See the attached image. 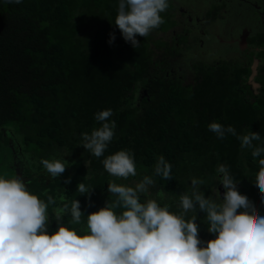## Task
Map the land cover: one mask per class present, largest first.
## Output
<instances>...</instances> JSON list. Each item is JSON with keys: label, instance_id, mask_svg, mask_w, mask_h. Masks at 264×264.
Listing matches in <instances>:
<instances>
[{"label": "trees", "instance_id": "1", "mask_svg": "<svg viewBox=\"0 0 264 264\" xmlns=\"http://www.w3.org/2000/svg\"><path fill=\"white\" fill-rule=\"evenodd\" d=\"M211 7L202 28L224 21L225 3ZM116 10L117 0H0V149L13 144L15 155L27 161V190L46 203L49 195L54 198L47 207L48 231L57 228L52 208L57 204L70 208L73 199L79 200L80 224H69L67 211L62 222L80 228L101 203L116 200L107 183L123 184V179L108 174L100 163L103 156L81 145L82 135L99 127L94 113L108 108L116 128L104 155L131 150L137 176L128 182L150 175L162 155L171 165L170 177H156L152 193L165 191V199L158 200L172 204L169 211L179 209L167 197L190 193L192 178L204 181L200 188L206 197L222 199L216 167L224 164L237 190L264 215L255 184L260 158L241 149L235 136L220 139L207 128L217 121L264 138V68L252 67L255 55L264 60V31L246 41L250 64L245 66L239 59L199 55L209 32L176 11L171 0L161 13L163 23L147 37L137 36L136 48L113 24ZM216 32L222 39L226 35L225 29ZM110 34L115 36L111 44ZM252 77L259 91L250 84ZM42 158L65 159L68 167L52 178ZM80 182L90 193L76 190ZM57 187L66 190L63 201L54 197ZM196 216L198 237L214 238L205 214L197 210Z\"/></svg>", "mask_w": 264, "mask_h": 264}, {"label": "clouds", "instance_id": "2", "mask_svg": "<svg viewBox=\"0 0 264 264\" xmlns=\"http://www.w3.org/2000/svg\"><path fill=\"white\" fill-rule=\"evenodd\" d=\"M21 3V0H5ZM169 0H117L114 25L125 42L136 48L139 37H147L163 23V13ZM115 39L110 34L109 44ZM112 109L94 113L99 127L82 135L81 145L103 159V169L114 177L127 180L136 177V162L131 150L120 149L104 155L113 139L116 124L108 119ZM207 128L217 138L231 134L240 142L241 149L259 157V172L255 178L256 190L264 206V138L258 132L238 133L232 125L217 121ZM40 163L52 178L64 173L65 159H41ZM171 165L161 155L157 157L150 175L145 174L132 184L107 183L108 192L116 200L86 216L80 227H67L62 222L65 212L69 224L79 225V200L73 199L70 208L61 204L53 209L57 228L48 231L49 195L47 203L30 193L19 178H5L0 174V264H264V215L257 212L248 198L237 190V180L228 167L220 164L218 183L223 187V198L206 197L200 185L202 179H191L190 193L168 196L179 209L169 211L170 203L161 204L165 191L155 194L151 189L156 177L169 179ZM66 178L64 183H68ZM81 193H90L83 182L76 186ZM215 192L217 190L215 189ZM59 199L63 201L64 196ZM119 207L120 212L114 211ZM205 214L207 232L214 238L202 241L198 237L196 211ZM191 213V215H188Z\"/></svg>", "mask_w": 264, "mask_h": 264}, {"label": "rangeland", "instance_id": "3", "mask_svg": "<svg viewBox=\"0 0 264 264\" xmlns=\"http://www.w3.org/2000/svg\"><path fill=\"white\" fill-rule=\"evenodd\" d=\"M223 0H210L208 1V8H210L208 11H212V5L213 3H220ZM181 2V1H180ZM179 2V3H180ZM211 3V4H210ZM226 10L224 9V21L223 23H216L215 25L212 24L209 26V28H202V30L208 31L209 35L207 37V41L210 45V47L213 49V51L221 53V52H230V51H236V50H242V47L240 48V45L236 44H230L231 47H228L229 42L226 40L231 41L232 37H236V33L240 34L241 30L250 31L256 30V32L264 31V10H258L261 5H264V0H253L252 6L245 7L246 5L242 0H226L225 1ZM207 11V10H206ZM207 11V13H208ZM220 18V17H219ZM206 20V19H201ZM253 23L255 25H253ZM253 25V26H252ZM248 26V28H247ZM227 27H230L233 29L234 27H239L241 30L239 32L232 30V35H229L231 32L228 31L226 35H224L223 39L228 44H223L224 41H220V36H217L216 30L220 28L221 30L226 29ZM218 33V32H217ZM246 55V54H244ZM16 148L13 144L2 146L0 149V174H4L5 178H16L19 177L20 179H23L25 185L28 182V178L24 175V168L26 166V159L21 155H15ZM19 154H21L20 150L18 151ZM123 184H132L134 180L127 181L122 180ZM219 186V184L216 186V188ZM217 190V189H216ZM63 191H66L65 189H61L60 187H57L54 197H58L60 195H64ZM153 192V188L151 189V193ZM217 193V192H216ZM153 194V193H152ZM57 198V201L60 199ZM105 204L101 203L100 208L104 207ZM56 207H60L59 204L52 207L53 209Z\"/></svg>", "mask_w": 264, "mask_h": 264}, {"label": "flooded vegetation", "instance_id": "4", "mask_svg": "<svg viewBox=\"0 0 264 264\" xmlns=\"http://www.w3.org/2000/svg\"><path fill=\"white\" fill-rule=\"evenodd\" d=\"M171 1H172V3H174L176 5V9H177L176 11L184 12L186 15H189V18L191 19V21H195L194 24L196 25V27L198 29L202 28L201 25L203 23L202 22L203 20H201V19H205L206 15H207V11L210 9V8H208V5H209L208 1H210V0H171ZM225 1L226 0H223L222 2H220V4H222V3L224 4ZM242 1L246 4V5H244L245 7L252 6L253 0H242ZM224 9L226 10V7ZM258 10H264V5H261ZM253 25H255V24L253 23ZM247 28H248V26H247ZM225 30H226V34H227V29H225ZM232 30L239 32L241 29L239 27L238 28L234 27L233 29L230 30L231 33L229 35H232V32H233ZM219 32L218 33L216 32V34L218 36L221 35V34H219ZM257 32H256V30H252V29L250 31L241 30L240 34L236 33L237 38L231 36L232 37L231 41L226 40L227 42H229V44L226 43V41L220 37L221 41H225V43L228 44V47H231L230 44L240 45V48L242 47V50H240V51L236 50V51H230L227 53L226 52L218 53V52L213 51V49L210 47L209 44H207L206 42H203L202 44L204 46L206 45V47L202 48L199 51V55L204 56L205 59L217 58V59H221L223 61L231 60L234 63H235V61H237L239 59L246 66V65L250 64V61L248 62V60H247V55H244V54H247L250 52L249 51L250 50L249 45L246 41L248 40L250 35L255 34ZM200 52H201V54H200ZM196 56H198V53ZM254 58L255 59L253 60L252 67L254 68V66L258 65V66H260V68H264V60L259 59L258 56H256V55L254 56ZM253 78L254 77L251 78L250 84H252V85L255 84V89L257 91H259L260 86L258 83L255 82V79H253ZM250 101H252V99H250Z\"/></svg>", "mask_w": 264, "mask_h": 264}, {"label": "water", "instance_id": "5", "mask_svg": "<svg viewBox=\"0 0 264 264\" xmlns=\"http://www.w3.org/2000/svg\"><path fill=\"white\" fill-rule=\"evenodd\" d=\"M223 192H224L223 187L220 185V194L222 197H223Z\"/></svg>", "mask_w": 264, "mask_h": 264}]
</instances>
